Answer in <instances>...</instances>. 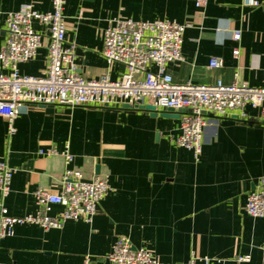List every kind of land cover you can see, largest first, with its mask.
<instances>
[{"label": "crops", "instance_id": "crops-1", "mask_svg": "<svg viewBox=\"0 0 264 264\" xmlns=\"http://www.w3.org/2000/svg\"><path fill=\"white\" fill-rule=\"evenodd\" d=\"M258 1L250 7L243 0H67L66 38L76 44L82 76L117 79L125 67L109 64L102 53L110 22L174 20L186 25L183 60L166 65L175 84L257 88L264 81V0ZM26 7L48 12L52 0H0L2 25L5 13ZM33 27L44 31L37 21ZM46 46L18 65L21 75L45 74ZM213 58L221 65L210 66ZM164 111L28 105L14 121V133L0 116V161L16 170L9 194L0 191V212L3 204L14 217L34 214L37 189L59 194L66 149L74 156L70 168L86 180L107 178L111 186L91 223L17 225L12 236L0 238V264H83L87 257L112 264L107 257L118 238L166 264H189L193 254L218 264H263L264 217L249 215L245 205L264 178V107L247 103L245 119L209 115L198 157L176 143L182 114ZM51 150L56 154L48 155ZM62 210L55 205L51 214ZM240 256L250 260L238 261Z\"/></svg>", "mask_w": 264, "mask_h": 264}, {"label": "built area", "instance_id": "built-area-1", "mask_svg": "<svg viewBox=\"0 0 264 264\" xmlns=\"http://www.w3.org/2000/svg\"><path fill=\"white\" fill-rule=\"evenodd\" d=\"M67 0H52V10L39 12L31 7L5 13L0 21V116L8 122L14 133V121L28 105H62L69 107H124L130 109L151 105L156 110L173 108L181 111V133L176 143L193 151L202 152L205 128L209 115L216 117L246 118L247 103L254 108L264 107V81L261 87L222 81L214 85L175 84L166 72V65L183 60L182 48L186 25L177 21H137L116 18L103 31V56L109 64L120 63L123 74L112 79L106 74L88 79L79 73L74 42L66 38L67 21L64 14ZM258 0H243V5L257 7ZM37 21L43 28L33 27ZM236 31L234 38L240 40ZM47 44L48 68L44 75H21L18 65L32 60ZM240 49L234 50L238 55ZM156 72L151 70L152 66ZM221 61L213 58L210 66ZM48 155L56 154L55 150ZM66 168L62 176L60 193L39 188L35 192L37 212L20 217L9 215L1 205L0 238L12 236L19 224H36L44 229H60L67 220L91 223L98 212L99 203L111 190L107 178L95 176L86 180L79 169L70 168L74 156L68 149L63 153ZM15 169L0 161V191L6 197L12 185ZM63 210L52 215L53 206ZM245 211L254 217H264V178L252 190ZM112 264H166L145 247H134L129 239L118 238L107 257ZM249 261L250 257H238ZM208 256L193 254L189 264H218ZM264 264V252L262 257ZM83 264H98L90 257Z\"/></svg>", "mask_w": 264, "mask_h": 264}, {"label": "water", "instance_id": "water-1", "mask_svg": "<svg viewBox=\"0 0 264 264\" xmlns=\"http://www.w3.org/2000/svg\"><path fill=\"white\" fill-rule=\"evenodd\" d=\"M124 107L129 108L128 105H125ZM136 108L141 109V110H147V111L151 112L153 115H158L159 114V112L156 110V108L154 106H151V105L139 106V107H136ZM175 113L178 114V116H180L179 113H181V111H176L173 108H168V109H166L163 112V115H165V116H173ZM96 173L99 174V166L97 167V172Z\"/></svg>", "mask_w": 264, "mask_h": 264}]
</instances>
